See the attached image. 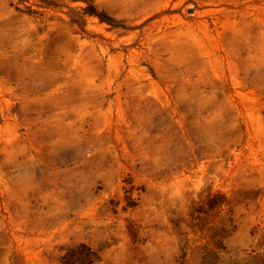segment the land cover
<instances>
[{
	"label": "rangeland",
	"instance_id": "rangeland-1",
	"mask_svg": "<svg viewBox=\"0 0 264 264\" xmlns=\"http://www.w3.org/2000/svg\"><path fill=\"white\" fill-rule=\"evenodd\" d=\"M0 264H264V0H0Z\"/></svg>",
	"mask_w": 264,
	"mask_h": 264
}]
</instances>
